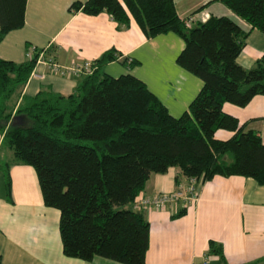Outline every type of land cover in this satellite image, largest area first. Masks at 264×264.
<instances>
[{
    "label": "trees",
    "instance_id": "1",
    "mask_svg": "<svg viewBox=\"0 0 264 264\" xmlns=\"http://www.w3.org/2000/svg\"><path fill=\"white\" fill-rule=\"evenodd\" d=\"M218 1L250 29L264 32V0ZM26 4L0 0V41L23 26ZM69 9L106 12L118 28L133 18L147 37L176 33L184 41L176 62L199 77L202 87L174 117L136 76L104 72V65L117 59L113 50L92 61V71L82 74L69 94L49 87L34 95L23 93L38 52L46 54V48L21 63L0 58V146L11 153L3 169L5 187L9 192L10 163L33 167L44 204L59 211L65 256L145 264L149 222L134 205L152 174L174 167L198 181L237 175L264 185L260 134L244 130L222 110L225 102L244 106L253 96L264 95V53L250 68L242 67L237 58L248 31L227 16L189 24L178 16L174 0H85ZM218 129L232 135L218 139ZM209 248L223 256L220 243L210 241Z\"/></svg>",
    "mask_w": 264,
    "mask_h": 264
},
{
    "label": "crops",
    "instance_id": "2",
    "mask_svg": "<svg viewBox=\"0 0 264 264\" xmlns=\"http://www.w3.org/2000/svg\"><path fill=\"white\" fill-rule=\"evenodd\" d=\"M85 0H27L22 27L8 31L0 41V58L21 63L27 46L46 48L62 66L94 61L113 50L117 59L107 62L106 74L130 73L142 80L174 117L181 115L202 87V80L179 66L183 39L174 32L147 37L130 18L118 28L106 12L95 15L69 9ZM180 18L189 24L204 22L211 15L227 16L248 31L245 46L237 58L250 68L264 53V32L250 25L218 0H174ZM135 61L128 67L121 60ZM23 93L36 94L41 87L69 94L82 74L60 75L40 62L33 69ZM222 110L233 115L244 130L258 132L264 143V95H255L244 106L225 102ZM18 118V117H17ZM15 117V119H17ZM19 119V118H18ZM215 132L227 139L231 131ZM2 135H0L1 144ZM11 153L0 146V264H121L95 256L91 260L67 257L62 252L59 211L46 206L33 167L10 163V190L4 181V167ZM188 178L171 167L152 174L139 198L186 187ZM197 197L178 199L163 208L142 207L149 222V247L145 264H264V185L243 176L215 175L196 182ZM137 199V200H138ZM185 209L181 215H176ZM222 246L223 256L210 251L209 242Z\"/></svg>",
    "mask_w": 264,
    "mask_h": 264
},
{
    "label": "built area",
    "instance_id": "3",
    "mask_svg": "<svg viewBox=\"0 0 264 264\" xmlns=\"http://www.w3.org/2000/svg\"><path fill=\"white\" fill-rule=\"evenodd\" d=\"M35 51L36 49L31 46L27 49L26 57L32 59ZM40 62L47 64V66H49L51 69H53V71L59 73L60 75L87 74L92 71V61H75L72 62L70 65L62 66L58 64L51 56H47L45 54L44 49L38 52V56L36 58V65ZM33 74L34 71L31 72V76H33ZM196 182V178L190 177L188 178V183L186 187L182 188L181 186H179L177 190L172 192H162L157 193L153 196L141 197L136 201L134 207L136 209H140L144 206L163 208L167 204L174 203L181 198L187 201H192L197 197ZM199 264H208V256L203 255Z\"/></svg>",
    "mask_w": 264,
    "mask_h": 264
},
{
    "label": "rangeland",
    "instance_id": "4",
    "mask_svg": "<svg viewBox=\"0 0 264 264\" xmlns=\"http://www.w3.org/2000/svg\"><path fill=\"white\" fill-rule=\"evenodd\" d=\"M227 130H219V132H218V134L217 135H219V136H221V134L220 133H224V132H226Z\"/></svg>",
    "mask_w": 264,
    "mask_h": 264
}]
</instances>
